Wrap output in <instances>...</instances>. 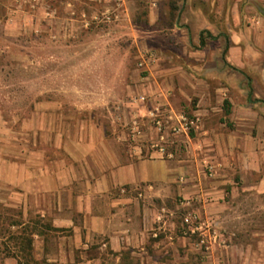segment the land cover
<instances>
[{"label": "crops", "instance_id": "crops-1", "mask_svg": "<svg viewBox=\"0 0 264 264\" xmlns=\"http://www.w3.org/2000/svg\"><path fill=\"white\" fill-rule=\"evenodd\" d=\"M118 2L136 66L114 111L76 134L34 111L35 139L0 150L3 264H264V0ZM188 216L223 244L202 255Z\"/></svg>", "mask_w": 264, "mask_h": 264}, {"label": "rangeland", "instance_id": "rangeland-1", "mask_svg": "<svg viewBox=\"0 0 264 264\" xmlns=\"http://www.w3.org/2000/svg\"><path fill=\"white\" fill-rule=\"evenodd\" d=\"M118 3L0 0V150L17 154L35 139L34 111H58L60 130L72 134L114 111L136 66L128 25L114 21ZM11 221L0 219V264L18 247L19 231L6 227Z\"/></svg>", "mask_w": 264, "mask_h": 264}, {"label": "built area", "instance_id": "built-area-1", "mask_svg": "<svg viewBox=\"0 0 264 264\" xmlns=\"http://www.w3.org/2000/svg\"><path fill=\"white\" fill-rule=\"evenodd\" d=\"M147 58L145 60L153 59V54L149 52L147 55ZM144 61L140 63V65H143ZM151 119L152 122L154 123V126L156 129L161 130L164 126V115L161 113L159 114L158 112L155 114H151ZM183 121L188 122L187 127L189 128L191 126V121L188 119V117L182 116L181 118ZM158 150L161 153H164V147L163 145H156ZM182 181V180H181ZM184 224L189 226V230L191 231L192 234L197 236L196 240V247L199 249V251L202 253L204 256H208L211 249L214 246H218L223 244L222 239H221V233L217 229L216 225L211 222V221H201L195 216H188L183 220Z\"/></svg>", "mask_w": 264, "mask_h": 264}, {"label": "trees", "instance_id": "trees-1", "mask_svg": "<svg viewBox=\"0 0 264 264\" xmlns=\"http://www.w3.org/2000/svg\"><path fill=\"white\" fill-rule=\"evenodd\" d=\"M227 104V103H224V105Z\"/></svg>", "mask_w": 264, "mask_h": 264}]
</instances>
